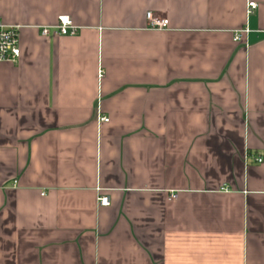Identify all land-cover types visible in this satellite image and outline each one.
<instances>
[{
  "label": "crops",
  "instance_id": "obj_1",
  "mask_svg": "<svg viewBox=\"0 0 264 264\" xmlns=\"http://www.w3.org/2000/svg\"><path fill=\"white\" fill-rule=\"evenodd\" d=\"M63 16L76 36H41ZM0 21L21 49L0 264H264V0H0Z\"/></svg>",
  "mask_w": 264,
  "mask_h": 264
},
{
  "label": "built area",
  "instance_id": "obj_2",
  "mask_svg": "<svg viewBox=\"0 0 264 264\" xmlns=\"http://www.w3.org/2000/svg\"><path fill=\"white\" fill-rule=\"evenodd\" d=\"M258 9L256 2H249L248 4V16L252 15ZM150 26L155 30H166L169 28V20L155 17L152 13L147 14ZM80 31L70 17L63 16L59 19V22L51 27H44L40 29L41 36L44 38L48 37H74ZM248 34V30L237 32L235 35V42H242L244 36ZM21 56L20 40H19V27L7 26L0 21V63H11L15 64L18 62ZM103 76V72L100 71V77ZM100 122H109L105 117L99 118ZM258 164L263 163V158H257ZM177 195L171 196V199H176ZM99 205L106 207L110 205L109 197L98 198Z\"/></svg>",
  "mask_w": 264,
  "mask_h": 264
}]
</instances>
